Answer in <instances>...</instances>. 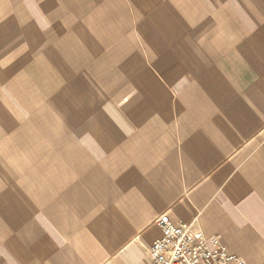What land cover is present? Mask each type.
I'll return each instance as SVG.
<instances>
[{
  "label": "crops",
  "instance_id": "1",
  "mask_svg": "<svg viewBox=\"0 0 264 264\" xmlns=\"http://www.w3.org/2000/svg\"><path fill=\"white\" fill-rule=\"evenodd\" d=\"M163 215L264 264V0H0V264H151Z\"/></svg>",
  "mask_w": 264,
  "mask_h": 264
},
{
  "label": "built area",
  "instance_id": "2",
  "mask_svg": "<svg viewBox=\"0 0 264 264\" xmlns=\"http://www.w3.org/2000/svg\"><path fill=\"white\" fill-rule=\"evenodd\" d=\"M162 235L149 248L151 264H247L218 238H208L194 223L157 219Z\"/></svg>",
  "mask_w": 264,
  "mask_h": 264
}]
</instances>
